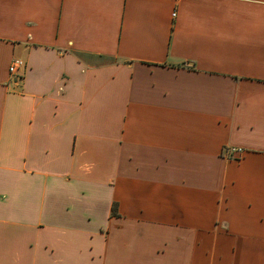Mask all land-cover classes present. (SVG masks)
Wrapping results in <instances>:
<instances>
[{
  "label": "crops",
  "instance_id": "1",
  "mask_svg": "<svg viewBox=\"0 0 264 264\" xmlns=\"http://www.w3.org/2000/svg\"><path fill=\"white\" fill-rule=\"evenodd\" d=\"M0 264H264V0H0Z\"/></svg>",
  "mask_w": 264,
  "mask_h": 264
},
{
  "label": "built area",
  "instance_id": "2",
  "mask_svg": "<svg viewBox=\"0 0 264 264\" xmlns=\"http://www.w3.org/2000/svg\"><path fill=\"white\" fill-rule=\"evenodd\" d=\"M173 17L176 16V12L173 13ZM24 62L20 59H14L10 65L9 72L10 75L13 77H18L20 74V70L24 68ZM241 150L238 149H225L224 152L230 157V158H238Z\"/></svg>",
  "mask_w": 264,
  "mask_h": 264
}]
</instances>
